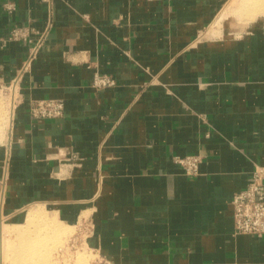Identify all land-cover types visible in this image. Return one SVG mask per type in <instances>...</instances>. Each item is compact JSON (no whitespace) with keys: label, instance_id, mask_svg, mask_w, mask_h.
I'll return each mask as SVG.
<instances>
[{"label":"crops","instance_id":"crops-1","mask_svg":"<svg viewBox=\"0 0 264 264\" xmlns=\"http://www.w3.org/2000/svg\"><path fill=\"white\" fill-rule=\"evenodd\" d=\"M228 2L0 0V38L50 26L24 73L31 44L0 43V85L19 79L21 98L0 145V219L6 201L85 221L111 264H264V236L237 234L232 206L264 167V17L215 35ZM95 73L117 85L95 90ZM41 100L63 116L34 120ZM189 155L196 177L175 162Z\"/></svg>","mask_w":264,"mask_h":264},{"label":"rangeland","instance_id":"rangeland-1","mask_svg":"<svg viewBox=\"0 0 264 264\" xmlns=\"http://www.w3.org/2000/svg\"><path fill=\"white\" fill-rule=\"evenodd\" d=\"M228 1L211 26V30L215 32V35L218 34L222 27L244 30L251 22L264 17V9L259 8L258 11L256 8H253L250 0ZM253 10L256 12H253ZM9 85L3 84V87L0 85V145L5 143L9 138L11 115L14 109V96L13 92L8 89ZM18 104L17 101L15 105ZM3 199H5L4 195ZM37 209H41L44 213L37 216L35 214ZM57 226L58 229L62 227L59 230L63 237L60 236L61 239L59 237L58 240L53 237L49 238L51 248L48 254L51 264H111L92 247L90 242L92 228L85 221L81 224L64 222L56 212L50 211L49 208L41 205L23 208L14 214H10L7 212L6 201L2 203V215L0 219V264L6 250L14 248V241L16 239L20 242L21 240L25 242H21L25 246L31 245L25 241L28 236H32V234L36 237L52 236V229H57ZM64 232H66L65 235L63 234ZM33 243L35 245L39 244L35 240H33Z\"/></svg>","mask_w":264,"mask_h":264},{"label":"built area","instance_id":"built-area-1","mask_svg":"<svg viewBox=\"0 0 264 264\" xmlns=\"http://www.w3.org/2000/svg\"><path fill=\"white\" fill-rule=\"evenodd\" d=\"M9 12L16 10L15 4L7 6ZM50 26L42 33L37 34L33 39V29L25 26H15L8 35L0 38V43L6 46L13 41H26L31 44L30 54L23 65L21 73L28 71L33 64L37 55L45 46ZM33 36V35H32ZM19 79L14 80L8 87L13 92V102H21ZM117 85L116 80L109 76L95 73L92 88L95 90H106ZM3 87V85H1ZM12 102V103H13ZM30 115L34 120L60 118L64 114V103L59 100H41L31 103ZM175 162L180 165L186 176L196 177L200 171L202 157L199 155H189L176 157ZM234 210V224L237 234L254 235L257 237L264 236V167L258 166L254 170L249 186L234 195L232 200Z\"/></svg>","mask_w":264,"mask_h":264},{"label":"bare ground","instance_id":"bare-ground-1","mask_svg":"<svg viewBox=\"0 0 264 264\" xmlns=\"http://www.w3.org/2000/svg\"><path fill=\"white\" fill-rule=\"evenodd\" d=\"M245 1H243V2H245ZM251 1L252 0H250V3L253 4V8H256L257 10L259 8L264 9V0H253L252 2ZM245 4H247V3H245ZM255 10H253V12ZM42 213H44V212H42L41 209H37L35 214H37V216H38V215H42ZM44 219H46V218H44ZM56 228L57 229H52L53 230L51 233L52 236H49V237H36V236H33L34 234H32V236H28L25 241H27V244H31V245L25 246V244L21 243V242H23L22 240L20 242V241H18V239H16L14 241L15 242L14 248L11 250H6V253H4V254L2 253L4 257H2L3 259H2L1 264H51L49 261V254H48L49 249L51 248V246L49 244V238L53 237L56 240H58L60 236L63 237V235L60 233L61 232L60 228H62V227L59 228L60 230L58 229V226ZM65 233L66 232H64L63 234L65 235ZM2 234H3V232H2ZM60 239H61V237H60ZM33 240H35L39 244L35 245L33 243ZM23 243H25V242H23Z\"/></svg>","mask_w":264,"mask_h":264}]
</instances>
